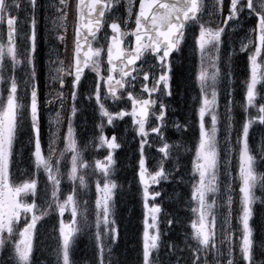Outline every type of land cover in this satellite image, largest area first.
<instances>
[{
  "label": "snow or ice",
  "instance_id": "6c2138e0",
  "mask_svg": "<svg viewBox=\"0 0 264 264\" xmlns=\"http://www.w3.org/2000/svg\"><path fill=\"white\" fill-rule=\"evenodd\" d=\"M241 55L242 81L234 77ZM193 57L198 120L189 141L192 122L166 101L179 86L181 58ZM121 122L137 142L143 207L142 246L132 259L114 252L125 191L117 175V150L127 145ZM170 129L181 139L169 142ZM96 149L106 154L90 160ZM88 172L94 223L83 200ZM170 180L188 187L183 247L161 229L182 222L157 202L155 186ZM50 220L54 264H264V0H0V264H49L40 236ZM82 237L91 255L77 259Z\"/></svg>",
  "mask_w": 264,
  "mask_h": 264
},
{
  "label": "rangeland",
  "instance_id": "374dc122",
  "mask_svg": "<svg viewBox=\"0 0 264 264\" xmlns=\"http://www.w3.org/2000/svg\"><path fill=\"white\" fill-rule=\"evenodd\" d=\"M71 22H72V20H71V17H70V19H69V28H71ZM241 57H242V59H240V60H238V62H237V64H236V67L237 68H239V69H241L240 71L239 70H237L236 72H234V77L235 76H239V78H240V80L242 81L243 79H245V77H246V72H247V68H246V63H245V59H244V56L243 55H241ZM198 57L196 58V64H194L195 66H198ZM182 67H184L185 66V63H182V64H180ZM235 66V65H234ZM195 71V70H194ZM174 79H176V77L174 78ZM44 80L46 81V77L44 78ZM51 89L50 88H48L47 86H45V84L44 85H42V92L45 94V95H47V93L50 91ZM197 94H198V85L196 84V87H195V89L192 91V97H191V102L192 103H188V105H186V109L185 110H188V111H190L193 115H194V113H195V117H196V110H195V108L196 107H198V105L194 102V97H196L197 96ZM242 96V95H241ZM171 99L173 98V97H170ZM169 98V99H170ZM225 98H222V96H221V98H220V104H221V108H220V112L221 113H223V111H224V108H223V105H224V103H225ZM237 100H239V99H237ZM166 102H170V100L169 101H166ZM54 114V113H53ZM86 115H88V113H86ZM237 115H239V113L237 114ZM198 118V117H197ZM126 120L128 119V118H125ZM209 121V118L208 117H206V123ZM44 129L46 130L47 129V127H48V113L46 112L45 113V115H44ZM78 124L79 123H81L80 121H78L77 122ZM123 124V122H121V125ZM260 131H261V129H259V128H257L253 133H252V142L255 144V143H258V138H259V133H260ZM82 132V129L78 126L77 127V133H78V140H81L82 139V137L80 136V133ZM83 132L84 133H86V134H90V129L89 128H85V129H83ZM106 134H108V135H110V134H112L111 132H107V130H106ZM221 135H223V133H221ZM166 136H168L167 135V133H166ZM43 142V141H42ZM170 142V141H169ZM61 148H63V143H60L59 145H58V150L59 149H61ZM101 149H96L95 150V152H96V154L98 155V151H100ZM135 153V151H133L132 153H131V155H130V157H129V159L131 158V156H133V154ZM106 153H104V154H100V156H104ZM153 155H155V152H153L152 153ZM25 156H27V150L25 149ZM127 157L125 156V158L123 159V162H122V167H126L127 165L128 166H130V168H132V164L131 165H129V164H127V163H125V159H126ZM95 159H99L98 157H96ZM100 159H103V157L102 158H100ZM232 160H233V169H232V175L233 176H235L236 174H237V171H238V168H236L235 167V165H236V157H235V154L233 155V158H232ZM29 164V161L27 160V159H25L24 160V166H27ZM222 164H223V153H222ZM170 165H167L166 164V167H169ZM125 169V168H124ZM223 172H224V169H223V167L221 168V179L222 180H226L227 178L226 177H224L223 176ZM86 176L87 175H90V176H92L93 178H94V180H95V177L91 174V172H88V173H86L85 174ZM93 183V180H91V183L90 184H92ZM163 183V182H162ZM177 186H179V185H177ZM186 187V185H182L181 187H179L178 189L180 190L181 188H185ZM233 187L234 188H237V185L236 184H233ZM178 189L174 192L175 194L178 192ZM183 189H181V191L183 190ZM125 190H128V186H126L125 187ZM223 191H224V189H223V185H222V193H223ZM237 191H238V188H237ZM165 192H169V191H165ZM129 193V192H128ZM259 194V193H258ZM127 197H129V195H126ZM88 201H89V205H88V211L90 212V216H91V219H89L91 222H93L94 223V221H95V210H94V208H95V205H94V202H95V192H94V188H91V190L88 192ZM172 197H173V199H172V202H175V200H176V195H172ZM136 199H137V202L141 205V214H142V217H143V207H142V203H141V196H140V193H139V191H138V196L136 197ZM159 199L160 198H158V201L157 202H159ZM234 200H237V202H234V204H233V225L235 226L236 224H237V220H236V216H237V209H238V207H239V205H238V198L236 197V196H234ZM217 201H218V204H221V205H223L224 203H225V201L223 200V199H221V198H217ZM193 207L195 206L194 204L192 205ZM224 215V214H226V209L224 208V207H221L219 210H218V212H217V222H218V224H219V218L220 217H218V215ZM190 216H192V213L189 211V217ZM67 217H68V213H65V218L67 219ZM221 219V218H220ZM189 223H190V221H189ZM54 224H56V221L55 220H50V221H48L46 224H45V227L41 230V234L42 233H44L45 234V236L43 237V238H47V239H52V243L51 244H54L55 242H57L56 241V233H54V232H52L51 231V228H52V226L54 225ZM39 227V226H38ZM161 229L162 230H164L163 229V223H161ZM238 235V234H237ZM40 238H41V236H40ZM48 242H49V240H48Z\"/></svg>",
  "mask_w": 264,
  "mask_h": 264
},
{
  "label": "trees",
  "instance_id": "16d2710c",
  "mask_svg": "<svg viewBox=\"0 0 264 264\" xmlns=\"http://www.w3.org/2000/svg\"><path fill=\"white\" fill-rule=\"evenodd\" d=\"M137 220H138V217H137L136 213L131 214L129 219H125L124 217H121L120 223H118V225H120V227H121V237H122L119 241V248L121 247L122 242L123 243L126 242L127 236H129L130 234L132 236H135V233H137V232H138L137 233L138 244L136 245V249L141 247V244L139 241V234L141 233L142 225H140V221L137 222ZM126 244L124 245L123 249H125ZM43 245L46 246V251H45L42 258L48 260L49 264H54L55 257L51 255L53 248L51 246H48L46 243H43ZM118 250L119 249H117V251ZM131 259H132V257H131Z\"/></svg>",
  "mask_w": 264,
  "mask_h": 264
}]
</instances>
